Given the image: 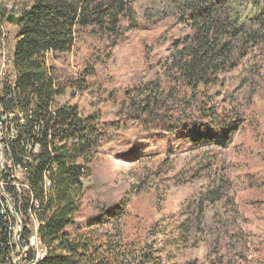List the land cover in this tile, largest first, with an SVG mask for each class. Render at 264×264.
Instances as JSON below:
<instances>
[{
  "label": "trees",
  "instance_id": "obj_1",
  "mask_svg": "<svg viewBox=\"0 0 264 264\" xmlns=\"http://www.w3.org/2000/svg\"><path fill=\"white\" fill-rule=\"evenodd\" d=\"M20 16L12 55L16 77L4 88L3 104L21 115L13 151L33 160L28 171L36 205L30 202V207L41 223L38 239L45 252L37 264H166L161 251L151 248L148 235L144 246L124 238L120 224L125 200L101 203L82 215V182L113 136L104 142L99 114L59 102L70 85L53 62L81 42L114 48L131 32L170 22V35L162 37L165 55L155 62L153 76L132 88V100L119 101L118 110L145 131L141 150L149 134L160 136L155 143L158 154L167 153L172 142L219 149L231 134L225 125L235 117L218 119L219 95L214 91L225 88L235 75L240 90L252 92L258 84L264 59V0H30ZM95 72V66L86 69L82 87ZM138 142L126 139L109 151L128 159ZM201 164L198 169L210 175L182 215L180 226L188 240L184 236L187 242L203 243L209 264H242L246 252L236 229L239 212L230 200L233 187L220 162ZM46 176L49 187L43 184ZM166 231L168 240L174 229Z\"/></svg>",
  "mask_w": 264,
  "mask_h": 264
},
{
  "label": "rangeland",
  "instance_id": "obj_2",
  "mask_svg": "<svg viewBox=\"0 0 264 264\" xmlns=\"http://www.w3.org/2000/svg\"><path fill=\"white\" fill-rule=\"evenodd\" d=\"M29 3L30 0H0V15L7 12L20 15ZM169 25L170 22H166L153 30L131 32L125 43L114 48L93 40L81 42L53 62L70 85L59 102L99 114L104 142L113 136L111 145L94 160L91 176L82 182V215L92 213L101 203L125 200L120 224L124 238L144 246L143 240L148 235L151 248L161 251L166 264L188 261L209 264L203 243L187 242L188 236L180 223L197 188L210 175L198 167L203 161L214 159L226 170L225 175L233 187L230 200L239 212V218L235 216L238 218L236 229L241 230L246 252V261L242 264H261L258 251L264 246V59L259 82L252 92L236 87V75L229 78L225 88L215 89L219 95L215 99L218 119L235 117L234 123L225 125V130L231 134L226 135L219 149L213 145L182 147L172 142L167 153L158 154L155 143L160 136L149 134L146 147L141 150L140 136L145 135V131L131 124L125 113L118 110L119 101L132 100V88L143 85L153 76L155 62L165 55L162 37L170 35ZM7 27L14 51L19 26ZM94 66L93 78L88 79V86L82 87L84 72ZM126 139L139 140L137 151L128 159L114 157L109 149H116V144ZM166 228L174 229V235L168 240L164 235ZM165 240L168 245L163 248ZM36 249L39 254L44 252L37 242Z\"/></svg>",
  "mask_w": 264,
  "mask_h": 264
},
{
  "label": "built area",
  "instance_id": "obj_3",
  "mask_svg": "<svg viewBox=\"0 0 264 264\" xmlns=\"http://www.w3.org/2000/svg\"><path fill=\"white\" fill-rule=\"evenodd\" d=\"M9 14L20 16L12 12L0 15V264H30L38 254L36 241L41 223L30 207V202L36 205L28 171L33 160L13 151L21 115L3 104L4 88L12 85L16 77L10 58L12 42L7 26L12 24L6 21ZM49 58L50 55L48 63ZM43 184L49 187L47 176Z\"/></svg>",
  "mask_w": 264,
  "mask_h": 264
},
{
  "label": "water",
  "instance_id": "obj_4",
  "mask_svg": "<svg viewBox=\"0 0 264 264\" xmlns=\"http://www.w3.org/2000/svg\"><path fill=\"white\" fill-rule=\"evenodd\" d=\"M21 20H22V17L21 16H15L13 14H9L6 17V21L9 24L16 25V26H19L20 25Z\"/></svg>",
  "mask_w": 264,
  "mask_h": 264
},
{
  "label": "bare ground",
  "instance_id": "obj_5",
  "mask_svg": "<svg viewBox=\"0 0 264 264\" xmlns=\"http://www.w3.org/2000/svg\"><path fill=\"white\" fill-rule=\"evenodd\" d=\"M12 55H13V50H11V52H10V58H12ZM36 242H37V246H38V244L41 245L39 239ZM41 248H42V246H41ZM44 254H45V252H43L42 254L38 253L36 256H34L33 258L30 259V264H37V262L43 258Z\"/></svg>",
  "mask_w": 264,
  "mask_h": 264
}]
</instances>
